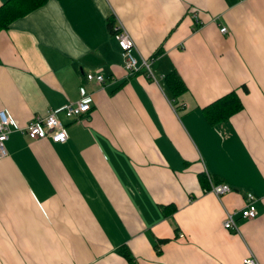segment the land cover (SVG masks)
Wrapping results in <instances>:
<instances>
[{
  "label": "crops",
  "instance_id": "obj_1",
  "mask_svg": "<svg viewBox=\"0 0 264 264\" xmlns=\"http://www.w3.org/2000/svg\"><path fill=\"white\" fill-rule=\"evenodd\" d=\"M109 17L149 74L127 75ZM79 86L90 109L59 115L64 141H4L0 264H127L121 246L134 264H264V0H45L0 31V110L18 126ZM230 90L242 108L209 125L200 109ZM205 172L231 190L215 196Z\"/></svg>",
  "mask_w": 264,
  "mask_h": 264
},
{
  "label": "built area",
  "instance_id": "obj_2",
  "mask_svg": "<svg viewBox=\"0 0 264 264\" xmlns=\"http://www.w3.org/2000/svg\"><path fill=\"white\" fill-rule=\"evenodd\" d=\"M191 16L195 24L197 21V10H190ZM200 26V25H199ZM193 28H197V25H193ZM114 33L112 37L114 38L119 55L122 62V67L127 73V75L143 68L148 74V62L144 58L139 60L133 54V41L125 30V28L120 24L119 21L114 19ZM219 32L224 34L226 29L224 26L219 27ZM84 79L86 82L101 83L103 77L101 74L85 73ZM90 95L85 91L82 86L77 88V98L72 102H65L56 107L49 108L43 115H34L30 118L24 126H18L13 118L4 110H0V156L5 154L4 141L7 139L9 132L16 130L22 133L29 140H48L52 143L62 142L66 139V132L64 125L62 124L59 115L65 118L77 120L79 116L90 109ZM59 137V139L57 138ZM207 178L209 190L215 195L220 196L231 190L230 186L225 183H213L211 177L206 172L204 173ZM246 202L244 206L239 210L238 215L243 219L254 218L256 211L253 205L254 196L251 193H246ZM222 227L230 230L236 231L237 227L232 218V214L227 212L225 218L222 222ZM243 264H256L253 257L248 256L242 259Z\"/></svg>",
  "mask_w": 264,
  "mask_h": 264
},
{
  "label": "trees",
  "instance_id": "obj_3",
  "mask_svg": "<svg viewBox=\"0 0 264 264\" xmlns=\"http://www.w3.org/2000/svg\"><path fill=\"white\" fill-rule=\"evenodd\" d=\"M45 0H4L0 3V31L6 30L9 24L16 18L23 16L33 8L37 7ZM106 27L108 32L112 35L114 33V19L112 17L107 18ZM164 82L169 88L173 98L185 91V85L181 78L175 71H171L164 76ZM242 108V104L236 94L235 90L215 98L210 103L204 105L200 111L209 125H215L222 121H225L229 116L233 115ZM204 175V174H203ZM213 183H216L212 180ZM162 214H168L173 210L171 204L160 205ZM166 239H158L154 248L158 252V246L165 242ZM120 256L124 258L127 264H134V259L131 253L125 246H121L117 251Z\"/></svg>",
  "mask_w": 264,
  "mask_h": 264
},
{
  "label": "snow or ice",
  "instance_id": "obj_4",
  "mask_svg": "<svg viewBox=\"0 0 264 264\" xmlns=\"http://www.w3.org/2000/svg\"><path fill=\"white\" fill-rule=\"evenodd\" d=\"M59 139V137H57Z\"/></svg>",
  "mask_w": 264,
  "mask_h": 264
}]
</instances>
